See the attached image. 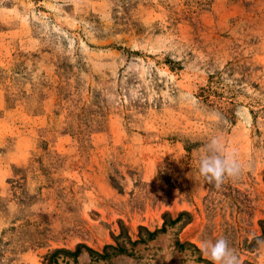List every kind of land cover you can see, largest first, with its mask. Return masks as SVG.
Segmentation results:
<instances>
[{"label": "rangeland", "instance_id": "rangeland-1", "mask_svg": "<svg viewBox=\"0 0 264 264\" xmlns=\"http://www.w3.org/2000/svg\"><path fill=\"white\" fill-rule=\"evenodd\" d=\"M213 136L243 165L220 189ZM220 237L264 264V0H0V264H212Z\"/></svg>", "mask_w": 264, "mask_h": 264}, {"label": "clouds", "instance_id": "clouds-1", "mask_svg": "<svg viewBox=\"0 0 264 264\" xmlns=\"http://www.w3.org/2000/svg\"><path fill=\"white\" fill-rule=\"evenodd\" d=\"M198 164L200 176L207 183L213 184L216 189H220L227 180L238 178L243 170L238 151L235 148L227 149L220 136H213L209 140ZM199 247L203 257L212 264H240L238 256L224 237L214 241L202 240ZM172 256L169 254L167 260H170ZM185 260L186 264H194V261L187 257Z\"/></svg>", "mask_w": 264, "mask_h": 264}, {"label": "trees", "instance_id": "trees-1", "mask_svg": "<svg viewBox=\"0 0 264 264\" xmlns=\"http://www.w3.org/2000/svg\"><path fill=\"white\" fill-rule=\"evenodd\" d=\"M163 229V228H162ZM110 247V246H109ZM90 252H92L93 254H96L94 251H92L91 249H89V248H87ZM61 252H65V253H68V254H72V253H70L69 251H66L65 249H56L52 254H51V257L49 258V260L48 261H50V262H53V263H55V264H58V262L56 261L57 260V254L58 253H61ZM77 253H78V250H76L72 255H77ZM98 255V254H97ZM55 258V260L54 261H51V259H54ZM68 262L66 261V264H67Z\"/></svg>", "mask_w": 264, "mask_h": 264}]
</instances>
